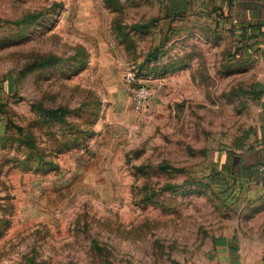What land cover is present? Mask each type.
Returning <instances> with one entry per match:
<instances>
[{
  "label": "rangeland",
  "instance_id": "obj_1",
  "mask_svg": "<svg viewBox=\"0 0 264 264\" xmlns=\"http://www.w3.org/2000/svg\"><path fill=\"white\" fill-rule=\"evenodd\" d=\"M176 4L0 0V264H205L215 234L264 244V183L213 162L252 124L248 73ZM127 71L151 94L140 112Z\"/></svg>",
  "mask_w": 264,
  "mask_h": 264
},
{
  "label": "crops",
  "instance_id": "obj_2",
  "mask_svg": "<svg viewBox=\"0 0 264 264\" xmlns=\"http://www.w3.org/2000/svg\"><path fill=\"white\" fill-rule=\"evenodd\" d=\"M174 9L181 15L176 21L183 20L181 27L206 25L216 36L214 54L223 57L225 67L233 64L248 73L252 124L241 139L215 153L214 172L260 187L258 165L264 161V0H194L192 6L189 0H177ZM174 9L169 7V11ZM190 9L198 14L191 20L185 17ZM262 190L264 193V186ZM261 200L264 202V197ZM205 264H264V244H258L252 234H215Z\"/></svg>",
  "mask_w": 264,
  "mask_h": 264
},
{
  "label": "built area",
  "instance_id": "obj_3",
  "mask_svg": "<svg viewBox=\"0 0 264 264\" xmlns=\"http://www.w3.org/2000/svg\"><path fill=\"white\" fill-rule=\"evenodd\" d=\"M123 79L126 89L130 92L134 110L136 112L144 110L149 104L151 95L146 83L131 71H127ZM258 170L261 173V182L264 183V161L258 165Z\"/></svg>",
  "mask_w": 264,
  "mask_h": 264
},
{
  "label": "trees",
  "instance_id": "obj_4",
  "mask_svg": "<svg viewBox=\"0 0 264 264\" xmlns=\"http://www.w3.org/2000/svg\"><path fill=\"white\" fill-rule=\"evenodd\" d=\"M56 60H57L56 57H48V58H46V59L44 60V62H45V63H50V64H52V63H55ZM136 76L138 77V74H137ZM214 180H215V181H219V182H223V180H221V179H217V178H215Z\"/></svg>",
  "mask_w": 264,
  "mask_h": 264
}]
</instances>
